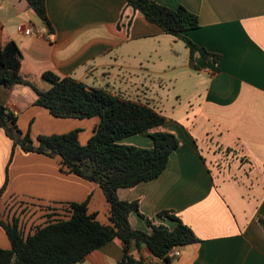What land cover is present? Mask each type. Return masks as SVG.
Masks as SVG:
<instances>
[{"label":"crops","instance_id":"0c3cea01","mask_svg":"<svg viewBox=\"0 0 264 264\" xmlns=\"http://www.w3.org/2000/svg\"><path fill=\"white\" fill-rule=\"evenodd\" d=\"M46 1L53 34L26 0H0V48L18 45L28 83L0 88V103L18 117L19 128L34 139L83 128L79 140L86 145L100 123L55 118L37 106L29 85L49 90L46 72L149 106L167 119L158 130L176 134L180 147L159 178L118 196L139 201L144 217L131 215L134 228L149 232L148 220H155L173 230L175 222L158 217L172 211L199 242L181 247L170 263L153 259L146 246L133 245L132 254L148 264H264V0H154L199 18L200 28L188 37L221 57L217 65L198 58L199 69L191 67L185 42L125 0ZM30 27L38 34L27 35ZM139 135L121 143L154 146L148 133ZM0 194V219L17 217L26 232L87 200L90 213L108 222L96 184L63 173L59 157L14 147L1 129ZM0 248H10L1 225ZM123 255L115 239L81 264H117Z\"/></svg>","mask_w":264,"mask_h":264},{"label":"trees","instance_id":"16d2710c","mask_svg":"<svg viewBox=\"0 0 264 264\" xmlns=\"http://www.w3.org/2000/svg\"><path fill=\"white\" fill-rule=\"evenodd\" d=\"M29 9L46 24L50 34L54 29L48 17L46 0H26ZM126 6L159 26L165 34L176 37L190 50V65L199 69L198 58L217 65L221 57L195 44L188 33L200 28L197 15L184 7L175 10L154 0H125ZM131 25V22H130ZM23 55L15 42L0 48V88L28 84L21 77ZM43 78L51 85L41 91L29 85L37 94L36 105L49 110L59 119L86 120L98 118L100 123L86 145L81 144V130L63 135H40L36 139L18 126V117L0 103V129L25 153L59 157L61 171L96 184L108 204V222L90 213L89 200L71 203L62 208L59 217L49 216L46 222L26 232L20 219L11 222L0 219L10 248H0V264H81L87 257L115 239L123 243L124 255L117 264H148L132 254L133 245L146 246L153 259L170 263L168 254L174 247L199 242L193 230L174 212L159 214L160 219L176 223L173 230L155 220H148L149 232L133 227L131 215L140 212L139 201H123L120 189H133L159 178L167 169L171 155L180 147L176 134L159 131L167 119L147 105L127 101L107 91L89 88L72 78H61L46 72ZM148 133L152 148H139L121 143L129 137ZM2 188L1 194L5 191ZM0 194V195H1ZM264 227V220H260Z\"/></svg>","mask_w":264,"mask_h":264},{"label":"built area","instance_id":"2783aa9c","mask_svg":"<svg viewBox=\"0 0 264 264\" xmlns=\"http://www.w3.org/2000/svg\"><path fill=\"white\" fill-rule=\"evenodd\" d=\"M25 33L27 35L38 34V32L33 27H30L29 29H27ZM168 257L173 260L179 259L181 257L180 247H174L173 250H171V252L168 254Z\"/></svg>","mask_w":264,"mask_h":264},{"label":"rangeland","instance_id":"374dc122","mask_svg":"<svg viewBox=\"0 0 264 264\" xmlns=\"http://www.w3.org/2000/svg\"><path fill=\"white\" fill-rule=\"evenodd\" d=\"M84 132V129L83 128H81V133H83ZM85 133V132H84ZM83 135H85V134H83ZM140 136V135H139ZM125 145H130V146H135V147H139V148H144L143 146H141V145H137V144H125ZM35 224V223H34ZM39 226V225H38ZM34 227H36V226H32V229L34 228Z\"/></svg>","mask_w":264,"mask_h":264}]
</instances>
